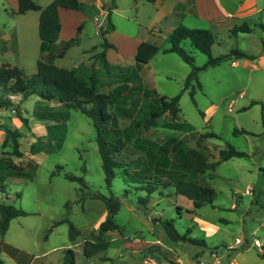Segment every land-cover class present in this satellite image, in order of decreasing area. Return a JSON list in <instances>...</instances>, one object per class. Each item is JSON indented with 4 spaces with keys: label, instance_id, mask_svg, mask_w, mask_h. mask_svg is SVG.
<instances>
[{
    "label": "rangeland",
    "instance_id": "obj_1",
    "mask_svg": "<svg viewBox=\"0 0 264 264\" xmlns=\"http://www.w3.org/2000/svg\"><path fill=\"white\" fill-rule=\"evenodd\" d=\"M39 1L42 4L36 2L44 7L52 0ZM82 1L88 6L93 0ZM117 4L111 17L115 26L113 31L109 28V5L102 7V15L99 14L101 10L97 13L88 6L86 10L70 16L68 23L63 14L65 23L60 34L62 39L76 36L80 25L83 28L80 43L71 47L65 57L55 59V64L76 69L77 75L84 80L95 69L98 91L116 94L115 104L110 106V110L117 116L120 127L130 129L132 136L124 149V155L137 158L143 153L135 145L137 137L143 142L151 140L157 144L171 136L186 137L189 147H197L191 138L193 133L214 132L217 137H207L203 142L210 148L211 161H217L220 149L226 148L228 144L245 152L246 156L234 157L218 164L214 177L209 180L216 192L212 205L192 211L193 207L187 198L176 194L172 187H160L162 195L157 191L151 196L149 214H146L138 202V197L145 192L136 190L138 184L127 182L122 169H117L111 188H107L97 133L89 117L79 110L55 107L59 111L68 112L65 121L39 120L33 116V111L41 102L40 98L31 96L25 100L20 95L11 96L13 103L19 105L17 109L28 121L24 123L20 120L16 107L0 110V156L3 152H8L10 156L12 152L10 142L5 147L2 145L4 124L23 134L19 139L23 157L12 155L16 164L28 165V159H32L30 146L38 139L50 140L48 148L52 151H41L36 156L35 161L39 165L32 176L6 179V191L12 197L7 200L6 195L0 192V199L5 198L8 203L23 208L29 214L22 218L23 221L13 223L5 240L35 254L56 247L59 251L55 254L59 257L62 250L71 243L69 225L59 224L48 233L53 223L65 216L69 218L71 211V221H75L83 231L92 221L91 213L84 214L77 206L81 186L64 176V173H72L85 178L90 189L83 188V192L113 193L120 198L122 206L116 220L124 236L152 239V228H156L157 235L163 231L162 223L157 220L169 219L179 233L189 232L190 237L205 243L204 246L201 242H172L162 234L159 237L162 243L158 249H154L160 263L164 258L169 262L176 261L177 253L182 264H192L195 254L199 252L204 264H229L233 258L238 264H264V256L258 252V248H240L236 245L239 238L251 243L259 237L264 242L263 106L261 103L252 104L254 100L264 102V65L261 63L264 57V30L256 27L250 33L234 34L225 24H191L189 20L197 19H186L184 24L197 25L214 33V57L225 55L233 49H241L256 56L254 63L258 67L246 65L242 58H232L200 70L198 81L193 80L191 86L182 91L192 66L177 53H164L163 49L169 44L165 39L154 36L159 35V28L169 31L172 18L164 19L155 15L154 7L146 1L135 4L134 0H118ZM38 20V11L18 14L17 0H0V66L17 65L28 79L34 78L37 73V60L40 56L41 41L38 24L35 23ZM256 21L264 23V11L247 20V23L255 27ZM101 30L107 31L105 37ZM141 39L154 42L161 48L149 64H139L135 60V45ZM105 41L113 46L105 47ZM182 47L194 57L196 66L201 67L208 62V56L195 49L190 40H184ZM104 51L110 61L108 67L102 60ZM234 60H239L240 64H232ZM151 90L168 97L182 91L181 112L176 119L168 114L162 116L158 120V127L145 131L137 122L144 118L149 109L150 98L146 95ZM3 93L0 87V98ZM171 122L182 123L183 126L179 130L173 129L168 127ZM52 124L59 126L50 127L49 131ZM237 130L248 133H236ZM146 166V163L141 164L131 168V172L138 170L134 175L142 180L150 172ZM125 189L130 190L128 195H125ZM67 201H72L68 214ZM108 253L117 258L118 250L112 247ZM136 257L139 260V255ZM0 260L3 264H16L9 261L2 252ZM117 261L122 263L120 258Z\"/></svg>",
    "mask_w": 264,
    "mask_h": 264
},
{
    "label": "trees",
    "instance_id": "obj_2",
    "mask_svg": "<svg viewBox=\"0 0 264 264\" xmlns=\"http://www.w3.org/2000/svg\"><path fill=\"white\" fill-rule=\"evenodd\" d=\"M151 3L157 0H147ZM17 13L25 14L29 11H39V36L41 39L40 56L37 60V73L34 78L28 79L25 72L17 65L2 64L0 66V87L3 90V96L0 98V110L16 107V112L20 120L27 123L28 118L23 117L19 105H15L11 96H22V99H28L31 96H37L40 101L34 111L33 116L39 120H49L58 122L66 120L68 112L59 111L55 107L79 110L89 117L97 133V144L102 160V167L105 174V184L108 189L117 175V169L123 170V175L127 182L131 181L138 184L136 190L145 192L138 197V202L146 214H149L151 196L159 191L160 187L175 189V193L187 198L193 210H198L207 205H212L215 199V189L209 183L214 177V171L218 164L234 157L246 156L245 152L237 150L231 144L219 151L217 161L210 160V148L203 144L207 137H217L214 132L205 134L193 133L192 137L197 147H189L186 144V137H169L160 144L151 140L142 141L138 137L135 139V145L143 153L137 158H131L124 155V149L127 143L132 139L131 130L121 128L117 116L110 110V106L115 104V93H103L98 91V78L93 69V73L88 79H81L76 69H67L55 64V59L63 58L68 50L80 43V32L82 25L78 28L76 36L68 40H60L61 18L60 9H71L76 11L86 10V5L82 0H52L46 6L39 5L35 0H17ZM116 7V0H110L108 7L109 28L114 30L112 22V12ZM264 30V24L259 25ZM254 27L244 22L236 25L231 32L237 34L253 32ZM107 31L101 30L105 37ZM190 40L193 47L208 56V62L198 67L195 65L194 57L183 47L184 40ZM165 40L169 44L163 49L164 53H177L186 63L192 66V71L188 75L185 86L182 91L187 90L193 80L198 81V72L209 66H215L223 61L232 58L254 60L253 54L247 53L241 49H233L229 53L214 57L212 55V46L216 41L214 33L210 29L189 28L184 24H179L170 32L165 34ZM105 41V47H112ZM161 48L154 42L142 41L137 48L135 60L139 64H149L153 58L160 52ZM3 51L5 47L3 46ZM102 60L106 67L110 65L106 58V51L102 52ZM182 91L172 97L160 95L156 90L147 93L150 98L149 109L146 111L142 120L138 121V126L148 131L158 127V120L168 114L176 119L180 112V99ZM193 95V90L191 91ZM48 102L49 104H43ZM51 103V104H50ZM54 103V104H52ZM261 103L263 106L262 122L264 126V102L252 101V104ZM58 124H52L50 127H57ZM182 123L171 122L168 127L181 129ZM5 130V139L2 145L11 143L12 152H3L0 156V192L6 194V179L10 176L29 177L38 167V162L28 159V165L22 166L16 164L12 155L23 157L24 152L20 149L19 139L23 136L18 129H13L10 125H3ZM237 132L248 133L245 130ZM50 140L43 141L38 139L30 146V153L35 155L41 151L50 152L48 148ZM146 163L149 174L144 179L136 178L138 170L131 172V168ZM62 170L63 168L60 167ZM29 170V171H27ZM61 172V171H58ZM135 173V175H134ZM66 179L77 182L81 188L79 202L87 197L92 199H101L107 208V216L100 223L99 227L92 230L83 244V251L86 257H93L101 252L108 250L112 242L104 238L105 233L113 230L122 231L121 226L116 220V215L121 209L122 203L119 197L113 193L110 195L98 191L83 192V188L90 189L83 176H77L72 173H64ZM130 190L125 189V195ZM160 192V191H159ZM162 192H160L161 194ZM20 197L19 194H17ZM162 195V194H161ZM8 199V196L6 197ZM72 201L66 203V214L69 213ZM181 209V208H179ZM29 213L21 207H17L7 202L5 198L0 199V234L4 235L9 228L12 219L27 216ZM156 220V219H155ZM162 223L167 237L174 242H190L205 246L204 241L190 237L189 232L181 234L178 232L172 220L158 219ZM67 223L69 225V238L74 240L80 230L68 218V216L55 221L48 229V233L59 224ZM0 264L2 261L0 260ZM64 264H77L76 252L73 249H67L64 256ZM171 264H177L172 261Z\"/></svg>",
    "mask_w": 264,
    "mask_h": 264
},
{
    "label": "crops",
    "instance_id": "obj_3",
    "mask_svg": "<svg viewBox=\"0 0 264 264\" xmlns=\"http://www.w3.org/2000/svg\"><path fill=\"white\" fill-rule=\"evenodd\" d=\"M36 1L39 4H42L39 0ZM139 1L140 2L146 1L148 3H151L147 0H134V3L138 4ZM117 2L118 0H116V7L118 6ZM105 4L110 5V0H93L92 2H90L88 6L92 7V9L97 13H99L101 10V13L99 14L102 15L104 13L102 7ZM151 4L155 9V15L160 16L164 19H167L169 17L172 18L170 21L172 27L169 31H166V29L163 30L162 28H159V35L154 34L156 38H161V39H165L166 33L170 32L179 24L181 23L184 24L185 20L189 19V17H193L194 19H197V21L189 20L191 24H193L194 22H205V23L214 22L216 23V25L225 24L227 27L232 29L234 26L241 25L244 22H247V20L254 18L255 16L261 14L264 11V3L262 0H157L156 2ZM85 5L87 9L88 6L86 3ZM75 12L78 13L81 11H76L71 9H60V18L62 25L61 33L64 28V23L65 22L68 23V18L70 16H73ZM63 14L66 17L65 22L62 18ZM39 16H40V12H39ZM96 18L97 16L95 17V20ZM35 23L38 24V33H39V20L38 22L35 21ZM37 24H35V26H37ZM260 24H264V23L256 21L254 29L256 27H259ZM184 25H186L189 28H199L197 27V25H187V24ZM60 40H68V39H62L61 37H59V41ZM142 41L143 40L141 39L138 41V43H136L137 44L135 45L136 52L138 45ZM255 60H256V56L254 60H249L245 58L242 59V61H244L246 65L253 64L254 67H258V65L254 63ZM261 63L264 65V57L262 58ZM232 64L238 66L240 62L239 60L238 61L234 60L232 61ZM177 138H181V137H177ZM4 139H5V132H4L3 141ZM39 153L35 155L31 154V158L35 160L36 156ZM11 177L21 178L18 176H10L8 177V179ZM5 195L6 197L8 196V199H11L12 197V194H10L9 192H7V194ZM77 202H78L77 206H79V209L80 211H82V213L84 214L91 213L90 217L92 218V221L88 225L87 229L84 231L80 229V227L75 223V221H73L74 225L80 230V234L74 240L70 239L71 243L62 250L59 257H57V255L55 254L58 253L59 251L56 247L50 248L49 250L45 251L42 254H35L32 251L24 249L20 245L5 240V236L8 233V231L11 229L13 223L15 221H19V222L23 221L22 218H24L25 216L12 219L6 233L4 235L0 234V252L5 253L9 261H14L16 264H64V256L67 249H73L76 252L77 264H136V263L171 264V262H169L165 258L163 259L164 261L160 263L158 260L159 258L156 257L157 253H154V249H158L159 245L162 243L161 238L159 237H162L161 236L162 234H164L167 237L163 227H162L163 231L160 232L158 235L155 230L156 228L155 227L152 228L151 230L153 235L152 239H146V238L143 239V237L142 238L136 237L134 239H131L124 236L122 231H118V230L109 231L105 233L104 238L112 242L110 248L115 247V249L118 250V253L116 255L117 258L113 257L112 255H109L108 250L110 248L93 257L90 258L86 257L83 251V244L87 239V237L89 236V233L92 230L97 229L100 223L106 218L107 208L105 203L101 199H92L90 197H87L84 201L82 202L77 201ZM71 214L72 211L69 214V219ZM175 246L177 247V245ZM258 252L262 256H264L263 253H261L260 251ZM137 255H139V260L136 257ZM195 255L196 258L194 259V261L202 262L201 261L202 255H200L199 252L196 253ZM176 257L177 260L174 262H176L177 264H182L177 253H176ZM119 258L121 259L122 263H119L117 261ZM194 261H192V263ZM229 264H238V262L236 261L235 258H233Z\"/></svg>",
    "mask_w": 264,
    "mask_h": 264
},
{
    "label": "built area",
    "instance_id": "obj_4",
    "mask_svg": "<svg viewBox=\"0 0 264 264\" xmlns=\"http://www.w3.org/2000/svg\"><path fill=\"white\" fill-rule=\"evenodd\" d=\"M236 245L239 246L240 248H244V247L248 248L250 246H254V247L258 248V250L261 253H264V242L259 237L258 238H254L251 243H249L246 239L243 240V239L239 238L236 241ZM192 264H203V263L199 262V261H194Z\"/></svg>",
    "mask_w": 264,
    "mask_h": 264
}]
</instances>
